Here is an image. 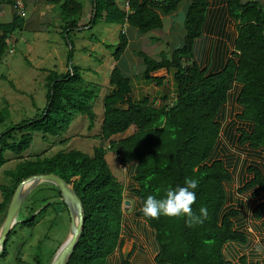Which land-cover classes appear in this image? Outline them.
I'll return each mask as SVG.
<instances>
[{
	"label": "trees",
	"instance_id": "1",
	"mask_svg": "<svg viewBox=\"0 0 264 264\" xmlns=\"http://www.w3.org/2000/svg\"><path fill=\"white\" fill-rule=\"evenodd\" d=\"M13 3V0H5ZM128 1V7H126ZM183 0H93L90 21L81 24L83 4L78 0H59L60 33L69 38L81 26L100 21L129 24L142 33L164 27L160 12L176 11ZM26 17L14 13L12 21L0 24V62L10 47L12 36L24 30ZM234 28H231V26ZM184 44L171 52L162 50L152 56L137 51L142 58L143 79L157 86L175 84L169 102L153 103L148 95L133 96L130 77L117 64L126 51L129 37L125 32L113 53L116 64L110 76V88L104 96L101 138L109 143L120 162L127 167L133 182L131 192L139 200L137 215L153 229L157 241V264H235L224 253L228 243H248V232L237 225L241 211L228 207L226 183L233 180L227 162L217 156L223 137L222 115L230 92L239 86L238 117L246 124L239 128L238 142L264 153V7L255 0H191L185 17ZM156 39V38H154ZM71 41V39H70ZM72 43V41H71ZM74 46L68 55V70H46V106L34 116L10 125L0 133V172L8 161L7 153L22 157L32 146L34 132L62 136L77 114L89 120L92 130L97 122L94 110L95 91L84 86L82 69L70 63ZM9 108L0 111V125L9 118ZM133 129L123 138L113 139ZM108 148L100 144L92 155L80 149L60 150L50 156L20 161L7 173L12 184L0 182V216L5 215L18 185L35 174L55 173L65 179L83 204L84 228L67 264H110L111 256L122 247V223L125 206V182L119 179L106 158ZM251 178L240 187L255 195L264 193V171L259 165L248 167ZM186 178L198 181L193 212L207 208L203 223L191 227L186 217L158 219L145 217L143 201L151 195L165 197L170 188L184 186ZM61 203L58 187L55 186ZM45 200V201H44ZM47 202L31 218L16 226L33 227L38 217L57 201ZM57 204V203H56ZM254 217L264 230V198L253 208ZM8 253L6 247L0 257ZM34 264H45L37 256ZM51 264V262L47 263ZM120 264H133L130 257ZM241 264H247L241 258Z\"/></svg>",
	"mask_w": 264,
	"mask_h": 264
},
{
	"label": "rangeland",
	"instance_id": "2",
	"mask_svg": "<svg viewBox=\"0 0 264 264\" xmlns=\"http://www.w3.org/2000/svg\"><path fill=\"white\" fill-rule=\"evenodd\" d=\"M83 1V20L85 19L83 24H86L91 18V12L89 11L91 3L86 0ZM255 1H259L264 7V0ZM119 2L123 3V0H119ZM188 3V1H185V3L181 4L183 10L180 13L183 15V22H185L186 16L183 12H186L185 8L188 6ZM32 10L33 12H30L28 19L36 18L37 14L34 9ZM164 20L166 25L170 21L168 18ZM52 23L57 25L58 20H54ZM53 24L52 26H48L50 30L47 29L51 33L44 31L34 34L31 28L19 31L17 34L21 33L22 38L20 37L17 42L10 44L11 52L8 49L0 62V111L4 108H9V118L5 123L0 125V133L12 124L34 116L46 106V70L56 69L61 71L67 64V57L72 44L74 46V53L70 63L81 67L84 86L95 91L97 94L93 103L97 114L96 125L92 130H89L88 118L82 114H77L70 128L62 136L56 137L50 134L44 135L42 132H34L32 146L23 153L22 157H18L11 152L6 154L8 161L1 168L0 182L2 184H12V179L7 171L14 169L20 161L50 156L60 150L68 149H80L92 155L94 148L102 143L108 148L106 158L115 175L124 182H127V179L131 181L132 178L126 172L116 152L109 149V143L101 138V124L104 117V96L110 88V76L116 64L113 53L115 52L122 29L118 26L119 24L100 21L95 25L91 24L71 31L69 34L71 43L70 39L64 38ZM175 24L178 25V23ZM231 28H234V26L232 25ZM173 30H175L173 32L175 35L177 28L175 27ZM154 32L145 34L148 37L143 40V50L150 55L153 54V56L159 55L162 50H169L168 52H170V43L166 45L160 42L158 44L159 40L151 37ZM169 33V31L165 30V32L162 31L159 35H162L166 40H171L173 38ZM132 35L134 34L131 31L129 37H132ZM34 38L39 42V47L30 49L27 46V41L31 42ZM43 42L48 43L43 44ZM55 47L61 50V54L56 53L54 56L46 57L48 52ZM129 55L132 54L130 52L125 54V61ZM42 57H45V60L41 61ZM123 65L127 68L131 67L130 63H122ZM66 66L68 67V65ZM142 66L143 64H140V71L142 70ZM136 69L138 70V67ZM140 71L137 74L134 73L133 77H130L134 87V97L138 99L148 95L151 97L153 103H157L158 100H160V104L169 102V99L171 100L175 94V84L172 76L169 82L157 86L143 79L139 75ZM238 91L239 86H235L231 90L229 103L226 105L221 118L224 133L217 149V156L227 162L233 173V180L226 183L229 195L227 206H233L241 211V217L236 221L237 225L245 229L251 228V234L255 232L259 235L261 237V244L264 245V230L261 221L256 219L253 213V208L258 201L264 198V193L257 196L252 190L243 193H239L238 190L251 178V174L248 171L249 165H259L264 171L263 151H254L248 145H241L237 139L239 128L246 127V124L238 117L241 111V106L237 100ZM165 95H169V99H165ZM132 132L133 129H130L125 133L115 135L113 139L118 140L130 135ZM55 186L50 181H42L30 191L16 216L17 222L29 219L35 212L37 213L47 203L43 202L45 198H48L49 201H57V204L55 203L50 206L43 216L38 217V222L33 227L22 226L21 224L16 226L7 243L8 253L6 256L0 257V264H18L19 262L21 264H34L37 256L41 258L43 263L47 264L51 262L52 264L56 253L67 239L72 225L70 212L61 203ZM126 197L131 201L128 206L129 208L126 209L127 226L133 228L129 238L135 240V247L131 258L134 264H157L155 256L158 248L154 233L144 219L133 215L134 201L130 198L129 194ZM1 198L0 192V200ZM6 215L7 212L5 215L0 216V232ZM132 216H136L135 218L138 220L141 218L142 220L137 223L132 222ZM126 231L128 230L126 229ZM253 239H255L254 236ZM129 245L130 243L124 244L122 248L125 251L124 253H127ZM247 249L241 248L238 250L234 245H226L224 252L227 257L236 260V254L240 256V252L247 251ZM260 253L262 254L261 257H263L264 248L260 250ZM114 261L115 259L112 258L111 264H114Z\"/></svg>",
	"mask_w": 264,
	"mask_h": 264
},
{
	"label": "crops",
	"instance_id": "3",
	"mask_svg": "<svg viewBox=\"0 0 264 264\" xmlns=\"http://www.w3.org/2000/svg\"><path fill=\"white\" fill-rule=\"evenodd\" d=\"M83 4V12L82 14L79 16L81 22L83 24L84 20H83V13H84V1L83 0H78ZM88 2H90V12L92 10V6H93V0H86ZM185 1H188V6L191 2V0H183L178 9L176 11H173L169 14H164L163 12H160L161 16L163 17V19L168 18L170 21L168 22V24L166 25L165 20H164V29H155L152 31H155L153 35H151V37L156 38L155 40H159L158 44H160V42L165 43L166 45L170 43L169 47L171 48L170 52L172 53V51L176 48L182 47L184 44V39H185V28H184V22H183V15L180 13L183 10V7H181V4L185 3ZM59 0H25L26 3V7H27V16H26V24L24 29H29L31 28V30L34 32V34L37 33H42V32H49L51 33L49 29V25L52 26V22L54 20H58V24L61 23V15L59 13ZM188 6H186L185 10L186 12H183L185 14H187V10H188ZM36 12V18H31L28 19V16L30 14V12H33V10ZM14 9L12 7L11 3H7L5 0H0V24L1 23H7L12 21V19L14 18ZM90 15V14H89ZM186 17V16H185ZM182 20V21H181ZM180 22V24H179ZM175 23H178L175 24ZM53 24L54 26H58ZM32 25V26H31ZM119 27H121L122 31L125 32L128 37L131 34V31L134 35H132V37H129V44L128 47L124 53V56L122 55V58L118 61V65L121 68L124 76L126 77H133L134 73H139L140 71V64H143V60L141 57H139L136 52L137 51H144V39H146L148 36H146V33H142L140 32V30L136 27H133L129 24H124L118 25ZM55 27V28H56ZM81 27H85V26H81ZM177 28L175 35L173 34V32H175V30H173L174 28ZM179 27V28H178ZM52 28V29H55ZM58 28V27H57ZM48 29V30H47ZM58 32L59 28L56 29ZM165 30L169 31V35L172 36L173 39L171 40H166L165 38L162 37V35H159V33H161L162 31L165 32ZM171 30V31H170ZM150 31V32H152ZM148 33V32H147ZM48 35V34H47ZM46 35V36H47ZM20 37L22 38V34L20 33L19 35L16 36H12L11 40H10V44L12 42H17ZM48 41V40H47ZM169 41V42H168ZM39 42H37V39L34 38L31 40V42L27 41V46L30 49H36L39 47ZM44 43H48V42H43ZM168 47V46H167ZM10 49V47H9ZM12 49H10L11 52ZM127 52H130L132 55H129V57H127V60H124L125 54H127ZM146 52V51H145ZM56 53H58L59 55L61 54V50H59L57 47L53 48L52 50H50L48 52V54L46 55V57H51L54 56ZM149 54V53H148ZM153 56V54H151ZM45 60V57L41 58V61ZM68 63V57H67V62ZM122 63H130L131 67L127 68L125 67V65L122 66ZM67 65V64H66ZM64 66L63 69L60 72H65L68 70L67 66ZM138 67V70L135 68ZM66 68V69H65ZM144 64L142 66V70L140 71V76L142 75L143 71H144ZM133 86V84H132ZM133 91H134V87H133ZM108 92V91H107ZM106 92V93H107ZM134 96V95H133ZM135 98V97H134ZM137 99V98H136ZM140 99V98H138ZM156 104H160V100L157 101ZM124 166V165H123ZM126 172L127 171V167H125ZM131 177V176H130ZM133 180L127 179V182L125 181V193H127V195L129 194L130 198L133 199L134 201V207H133V215H137L138 211L140 210V204H139V200L136 196H134L131 192V184H132ZM125 195V201L129 200ZM131 202V201H130ZM135 216V217H136ZM134 216H132V222L137 223L138 221L144 219V218H139V220L137 218H135ZM140 217V216H138ZM146 222V221H145ZM127 212L124 209V216H123V223H122V238H123V244L122 247L120 249H118L110 258V264H111V259L114 258V264H120V260L122 258H127L130 257V260L132 261V263L134 264L131 255H132V251H134V247H135V240L133 238H129V236L131 235L133 228L130 226H127ZM146 224H148L146 222ZM149 226V225H148ZM150 227V226H149ZM151 228V227H150ZM126 229L128 231H126ZM152 229V228H151ZM243 229V228H242ZM244 230H246L248 232V243L244 245L240 244V243H228L226 245H234L235 248H237L238 250L241 248H248L247 251H241L240 252V256H238L236 254V260L232 259L231 257H227L228 259H231L234 261L235 264H241V258H246L247 264H264V256H262V254L260 253V251H257V247L254 243V239L253 236L251 234V228H247ZM153 231V229H152ZM130 233V234H129ZM128 235V236H126ZM125 243H130V245L128 246L129 249L127 251V253H124L125 251H123V246ZM225 245V247H226ZM224 247V250H225ZM157 252V251H156ZM225 253V252H224ZM260 257V258H259ZM238 262V263H236ZM18 264H21L20 262ZM29 264V263H28Z\"/></svg>",
	"mask_w": 264,
	"mask_h": 264
},
{
	"label": "water",
	"instance_id": "4",
	"mask_svg": "<svg viewBox=\"0 0 264 264\" xmlns=\"http://www.w3.org/2000/svg\"><path fill=\"white\" fill-rule=\"evenodd\" d=\"M167 83V80L165 81ZM34 183L32 188L24 193V185L27 182ZM42 181H50L54 183L60 190L62 195V200L66 203L68 210L71 215V230L70 233L59 248L52 264H67L69 258L71 257L81 235V232L84 228V212L83 204L78 196V194L73 190L68 182L64 178L55 174V173H43L35 174L24 179L17 187L13 198L9 204L5 222L1 228L0 232V252L6 247L7 239L11 234L12 229L16 224V216L20 211L24 201L26 200L30 191L36 187ZM130 201H125L124 209H128Z\"/></svg>",
	"mask_w": 264,
	"mask_h": 264
},
{
	"label": "clouds",
	"instance_id": "5",
	"mask_svg": "<svg viewBox=\"0 0 264 264\" xmlns=\"http://www.w3.org/2000/svg\"><path fill=\"white\" fill-rule=\"evenodd\" d=\"M197 187V180L186 178L184 186H179L174 189L170 188L162 199H157L149 195L143 201L141 211L145 217L152 219H158L161 215L168 217H186L185 222L189 227L197 223H203V219H206L208 215L207 208L201 207L199 216L192 209V205L196 202V193L194 190ZM252 235L255 238L254 243L257 251H260L264 248V245L261 244V237L255 232H252Z\"/></svg>",
	"mask_w": 264,
	"mask_h": 264
},
{
	"label": "built area",
	"instance_id": "6",
	"mask_svg": "<svg viewBox=\"0 0 264 264\" xmlns=\"http://www.w3.org/2000/svg\"><path fill=\"white\" fill-rule=\"evenodd\" d=\"M12 7L18 15L22 17L27 16V7L25 0H13ZM126 7H128V1H126Z\"/></svg>",
	"mask_w": 264,
	"mask_h": 264
},
{
	"label": "bare ground",
	"instance_id": "7",
	"mask_svg": "<svg viewBox=\"0 0 264 264\" xmlns=\"http://www.w3.org/2000/svg\"><path fill=\"white\" fill-rule=\"evenodd\" d=\"M34 183H32L31 181L30 182H27L25 185H24V193L27 192L28 190H30L32 188Z\"/></svg>",
	"mask_w": 264,
	"mask_h": 264
}]
</instances>
